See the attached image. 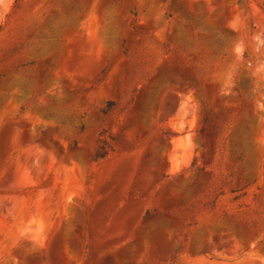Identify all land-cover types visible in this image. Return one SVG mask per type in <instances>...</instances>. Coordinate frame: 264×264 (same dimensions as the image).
I'll list each match as a JSON object with an SVG mask.
<instances>
[{"label":"rangeland","instance_id":"rangeland-1","mask_svg":"<svg viewBox=\"0 0 264 264\" xmlns=\"http://www.w3.org/2000/svg\"><path fill=\"white\" fill-rule=\"evenodd\" d=\"M0 264H264V0H0Z\"/></svg>","mask_w":264,"mask_h":264},{"label":"trees","instance_id":"trees-1","mask_svg":"<svg viewBox=\"0 0 264 264\" xmlns=\"http://www.w3.org/2000/svg\"><path fill=\"white\" fill-rule=\"evenodd\" d=\"M69 8L70 7H66L65 12H67L69 10ZM128 12H129V14L131 16H135L136 15V11H135V9L133 7L131 9H129ZM168 16H170V15H168ZM125 42H126V39L125 38H122L121 39V49H122V53L123 54H125L126 51H127V49L125 47ZM215 45H216L217 49H219L221 47L218 42H215ZM216 54H217V50L215 48V50L213 51V55H216ZM25 64L30 66V65L33 64V62L32 61H29V62H27ZM25 64H21L19 67L25 66ZM14 71H17V68H15ZM45 75H46V70H39L37 72L35 78L37 79V81L42 82V81H45L46 80L45 79V77H46ZM177 81H178L179 84L184 85L185 87H190L192 85L193 86H196L198 84V80H197L196 77L190 78L189 81L186 78H183V79L182 78H178ZM109 108H110V104L108 103L106 105V107L102 110V112L103 113L107 112L109 110Z\"/></svg>","mask_w":264,"mask_h":264},{"label":"water","instance_id":"water-1","mask_svg":"<svg viewBox=\"0 0 264 264\" xmlns=\"http://www.w3.org/2000/svg\"><path fill=\"white\" fill-rule=\"evenodd\" d=\"M189 81V80H188Z\"/></svg>","mask_w":264,"mask_h":264}]
</instances>
